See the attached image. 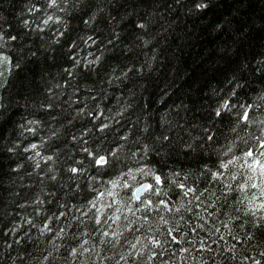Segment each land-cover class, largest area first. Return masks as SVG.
Wrapping results in <instances>:
<instances>
[{
  "label": "trees",
  "instance_id": "obj_1",
  "mask_svg": "<svg viewBox=\"0 0 264 264\" xmlns=\"http://www.w3.org/2000/svg\"><path fill=\"white\" fill-rule=\"evenodd\" d=\"M0 37V264H264V0H0Z\"/></svg>",
  "mask_w": 264,
  "mask_h": 264
},
{
  "label": "snow or ice",
  "instance_id": "obj_2",
  "mask_svg": "<svg viewBox=\"0 0 264 264\" xmlns=\"http://www.w3.org/2000/svg\"><path fill=\"white\" fill-rule=\"evenodd\" d=\"M56 2V0H52V3L54 4ZM207 7V5L202 4V3H197L196 4V8L197 9H202ZM140 27H144V25H140ZM2 38V37H0ZM12 39H15L14 37ZM0 59H6L4 57H0ZM250 107V106H249ZM222 108L224 109H229L230 105L228 103H225L222 105ZM216 116H220L221 115V111L217 110L215 113ZM242 120L247 121L248 120V112L245 110L242 117ZM209 140L212 139L211 136L208 137ZM258 142H259V138ZM33 148L36 147V145H32ZM244 157L246 158V166L247 168L253 173L256 174L257 172L259 173V176L264 178V142H260L259 143V148L255 151L253 150H249L247 152L244 153ZM248 160H250V162H248ZM95 163L97 165H104L108 163V159L105 156H99L98 158H96ZM233 161H228V163L226 164H221L222 168H227L229 164H232ZM72 172H77L78 169L76 168H72L71 169ZM140 171H144L143 169H141ZM219 175V174H216ZM134 178V177H133ZM249 179H252V177H249ZM154 180L155 183L158 185L160 183H162L161 177L159 175L154 176ZM262 184H264V179H262L261 181ZM115 186V184H114ZM127 187V185H125ZM142 188H144L145 190H153V185L152 184H147V185H141ZM180 187H184V185H180ZM251 187L255 188L258 187L257 184H252ZM140 189H136L135 192H133V197L137 200L140 199L139 196L136 195V192H139ZM188 191H192V189H188ZM111 194V193H109ZM187 195V192L185 193ZM261 195L264 196V188L261 189ZM151 203V201H149V204ZM160 204H165V201H160ZM93 207H95V204H93ZM260 207H264V204H261ZM97 223H99V220L97 221ZM104 235H108V233H104ZM173 239H175V237H173ZM153 244H158L159 241L156 240H152ZM133 247H135V245H133Z\"/></svg>",
  "mask_w": 264,
  "mask_h": 264
},
{
  "label": "rangeland",
  "instance_id": "obj_3",
  "mask_svg": "<svg viewBox=\"0 0 264 264\" xmlns=\"http://www.w3.org/2000/svg\"><path fill=\"white\" fill-rule=\"evenodd\" d=\"M0 57L6 58V59H0V76H2L3 73H5V71L7 70L9 58L8 56H5V55H2Z\"/></svg>",
  "mask_w": 264,
  "mask_h": 264
},
{
  "label": "water",
  "instance_id": "obj_4",
  "mask_svg": "<svg viewBox=\"0 0 264 264\" xmlns=\"http://www.w3.org/2000/svg\"><path fill=\"white\" fill-rule=\"evenodd\" d=\"M147 184H149V183L146 182V183H144V184H142V185H147ZM137 189H140V191H139V192H136V195L139 196L140 199H141L142 196L144 195V193H145L146 190H145L144 188H142L141 185H140ZM140 199H139V200H140Z\"/></svg>",
  "mask_w": 264,
  "mask_h": 264
}]
</instances>
